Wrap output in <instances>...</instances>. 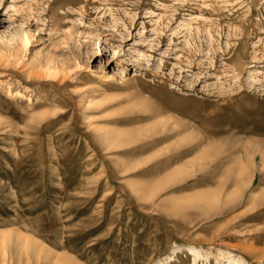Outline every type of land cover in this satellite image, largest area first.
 Instances as JSON below:
<instances>
[{
    "label": "rangeland",
    "instance_id": "374dc122",
    "mask_svg": "<svg viewBox=\"0 0 264 264\" xmlns=\"http://www.w3.org/2000/svg\"><path fill=\"white\" fill-rule=\"evenodd\" d=\"M2 235L0 264H264V0H0Z\"/></svg>",
    "mask_w": 264,
    "mask_h": 264
},
{
    "label": "bare ground",
    "instance_id": "6f19581e",
    "mask_svg": "<svg viewBox=\"0 0 264 264\" xmlns=\"http://www.w3.org/2000/svg\"><path fill=\"white\" fill-rule=\"evenodd\" d=\"M200 209H201V207H200ZM6 242H7V240L5 239V236L4 235L0 236V249L4 247V245H5ZM19 245H20L21 250L24 251V252H26L27 250H29L30 249L29 247L31 246L30 245V242L27 241V240H22L19 243ZM32 250L35 251V253L39 255L42 252L43 248L40 247V246H38V245L37 246L36 245H32ZM188 254L192 258V264H195V262L199 259L198 256H197L198 254L197 253H192L189 249H188Z\"/></svg>",
    "mask_w": 264,
    "mask_h": 264
}]
</instances>
